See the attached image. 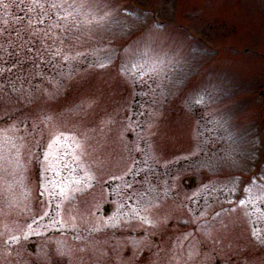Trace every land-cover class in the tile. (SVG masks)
Here are the masks:
<instances>
[{
	"label": "rangeland",
	"instance_id": "374dc122",
	"mask_svg": "<svg viewBox=\"0 0 264 264\" xmlns=\"http://www.w3.org/2000/svg\"><path fill=\"white\" fill-rule=\"evenodd\" d=\"M261 247L264 0H0V264Z\"/></svg>",
	"mask_w": 264,
	"mask_h": 264
},
{
	"label": "flooded vegetation",
	"instance_id": "af4514ba",
	"mask_svg": "<svg viewBox=\"0 0 264 264\" xmlns=\"http://www.w3.org/2000/svg\"><path fill=\"white\" fill-rule=\"evenodd\" d=\"M202 200H203L202 195H199V199H198V201H200V203H201ZM260 249H262V251H260L259 254L262 255V253H264V247H261Z\"/></svg>",
	"mask_w": 264,
	"mask_h": 264
}]
</instances>
